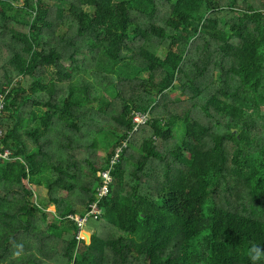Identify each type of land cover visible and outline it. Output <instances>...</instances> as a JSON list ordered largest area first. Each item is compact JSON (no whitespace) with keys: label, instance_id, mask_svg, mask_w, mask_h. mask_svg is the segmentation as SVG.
<instances>
[{"label":"trees","instance_id":"trees-1","mask_svg":"<svg viewBox=\"0 0 264 264\" xmlns=\"http://www.w3.org/2000/svg\"><path fill=\"white\" fill-rule=\"evenodd\" d=\"M0 95V264H264V0H0Z\"/></svg>","mask_w":264,"mask_h":264},{"label":"built area","instance_id":"built-area-1","mask_svg":"<svg viewBox=\"0 0 264 264\" xmlns=\"http://www.w3.org/2000/svg\"><path fill=\"white\" fill-rule=\"evenodd\" d=\"M3 97H4L3 95H0V98H1V100H0V110H1V108L3 106V104H2ZM148 117H149L148 114L135 113L134 116H133V122L135 123L136 126H138L139 124L144 123L148 119ZM1 135H2V132L0 130V136ZM120 150H121V148H118L116 150V154L112 158L111 163L115 162V160L118 157V153L120 152ZM9 156H10V153L7 150L5 152H3V153H0V158L9 159ZM97 174L102 179V186L99 188V196L101 197V196L105 195L107 193V191H108L107 185L111 181V176H110L108 170L107 171H100ZM92 212H94V213H98L99 212V210H98L96 205H92V210L89 211L88 214H91ZM86 216L84 218H80L79 216L75 215L72 218L78 223L79 227L82 228V226L86 222ZM79 238H83V236L80 235Z\"/></svg>","mask_w":264,"mask_h":264},{"label":"rangeland","instance_id":"rangeland-1","mask_svg":"<svg viewBox=\"0 0 264 264\" xmlns=\"http://www.w3.org/2000/svg\"><path fill=\"white\" fill-rule=\"evenodd\" d=\"M98 154L103 156L105 154V149L103 146L99 145V148H98ZM32 189H33V192L35 193L36 197H37V201H40L41 199L44 198V195H45V191L43 190L42 187H36V186H31ZM47 211H50L51 213H53L55 211L54 209V206L51 205L49 207H47L46 209ZM85 229H88L90 230V227L89 226H85Z\"/></svg>","mask_w":264,"mask_h":264},{"label":"clouds","instance_id":"clouds-1","mask_svg":"<svg viewBox=\"0 0 264 264\" xmlns=\"http://www.w3.org/2000/svg\"><path fill=\"white\" fill-rule=\"evenodd\" d=\"M254 255L251 256L252 261H256L260 258V250L259 249H253Z\"/></svg>","mask_w":264,"mask_h":264},{"label":"water","instance_id":"water-1","mask_svg":"<svg viewBox=\"0 0 264 264\" xmlns=\"http://www.w3.org/2000/svg\"><path fill=\"white\" fill-rule=\"evenodd\" d=\"M233 131H235V130H233Z\"/></svg>","mask_w":264,"mask_h":264}]
</instances>
